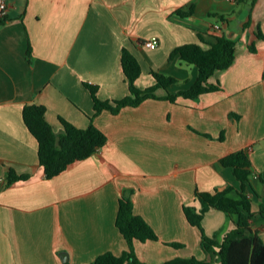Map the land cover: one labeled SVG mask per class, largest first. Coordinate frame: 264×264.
<instances>
[{"label":"crops","instance_id":"crops-1","mask_svg":"<svg viewBox=\"0 0 264 264\" xmlns=\"http://www.w3.org/2000/svg\"><path fill=\"white\" fill-rule=\"evenodd\" d=\"M7 2L0 21V264H64L61 253L70 264H91L108 252L122 255L129 250L117 226L123 197L158 237L134 240L140 261H214L184 208H200L197 192L232 187L236 197L240 182L221 160L238 151L251 160L250 224L264 241V0ZM200 36L235 41L234 62L210 77L217 89L171 101L194 85L198 67L170 56L185 44L204 45ZM152 38L155 49L145 45ZM124 49L140 62L139 89L157 84L153 72L179 83L136 107L95 114L89 84L104 101L130 95ZM30 104L46 108L55 132L64 130L62 119L79 129L94 125L107 144L48 179L23 116ZM10 171L30 178L6 187ZM235 226V216L216 209L202 220L208 237Z\"/></svg>","mask_w":264,"mask_h":264},{"label":"trees","instance_id":"trees-1","mask_svg":"<svg viewBox=\"0 0 264 264\" xmlns=\"http://www.w3.org/2000/svg\"><path fill=\"white\" fill-rule=\"evenodd\" d=\"M188 14L191 11L183 12ZM190 43L177 47L170 59L178 56L180 61L198 67V77L194 85L186 90L179 91L167 98L175 101L178 96L186 98H198L202 93L217 89L209 83V79L216 71L229 68L235 59L236 43L225 36L216 37L214 43ZM122 67L128 80L130 95L121 100H101L97 95V87L89 84L94 101L95 114L108 110L114 114L123 107H136L146 99L157 98L158 88L168 89L179 81L163 73L153 72L157 84L147 89H139L136 80L142 73L138 59L127 49L122 54ZM24 120L39 143V163L44 168L48 179L56 177L67 170L72 164L82 161L94 155L103 148L107 142V136L94 125L87 129H79L65 120H61L64 130L55 132L53 126L46 118V108L41 105L30 104L25 106ZM225 167L234 171L236 179L240 182L236 197L230 193L234 190L227 187L224 190L214 192H197L196 199L200 208L185 207L184 211L190 224L200 229L202 233V248L210 254L214 261L198 260L196 258L174 259L163 264H264V241L257 231L251 227L250 221L254 217L252 212V197L248 194L252 186V164L245 151L232 153L221 160ZM29 175H18L10 171L4 186L8 187L21 181H27ZM255 191V190H254ZM257 194V193H256ZM211 209L221 210L227 215L236 217V226L225 233L222 238L208 237L202 227L204 215ZM264 214V207H261ZM117 226L128 242L129 250L120 256L111 252L98 256L91 264H146L138 259L134 252V240H157L158 237L152 227L141 217L134 213L133 202L129 197H123L120 201V209L117 218ZM64 264H70L69 261Z\"/></svg>","mask_w":264,"mask_h":264},{"label":"built area","instance_id":"built-area-1","mask_svg":"<svg viewBox=\"0 0 264 264\" xmlns=\"http://www.w3.org/2000/svg\"><path fill=\"white\" fill-rule=\"evenodd\" d=\"M8 2L7 0H0V21L4 20L8 14ZM218 28V26H216ZM145 45L151 49H155L159 45L157 38H152L145 42Z\"/></svg>","mask_w":264,"mask_h":264},{"label":"water","instance_id":"water-1","mask_svg":"<svg viewBox=\"0 0 264 264\" xmlns=\"http://www.w3.org/2000/svg\"><path fill=\"white\" fill-rule=\"evenodd\" d=\"M60 256H61V258H62V260H63L64 262H67V261L69 260V259H68V254H67V253H61Z\"/></svg>","mask_w":264,"mask_h":264}]
</instances>
